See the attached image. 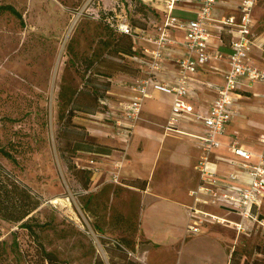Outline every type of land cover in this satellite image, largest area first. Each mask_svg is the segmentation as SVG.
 <instances>
[{
    "label": "rangeland",
    "instance_id": "1",
    "mask_svg": "<svg viewBox=\"0 0 264 264\" xmlns=\"http://www.w3.org/2000/svg\"><path fill=\"white\" fill-rule=\"evenodd\" d=\"M2 4L16 7L22 19L0 13V166L26 183L41 206L31 221L38 241L21 223L0 217V244L5 250L0 264H33L41 244L68 264H95L97 257L105 264L162 262L163 251L138 232L133 198H123L110 183L92 181L85 191L74 178L68 163L84 167L88 160L81 153L64 152L62 134L88 132L90 139L104 144L99 136L109 127L100 105L94 114L75 110V127H64L69 110L78 108L77 94L88 92V86L102 90L99 80H107L90 74L88 60L107 56L119 35L116 23L127 18L131 26L143 28L141 24L154 17L149 8L157 9L142 0H0ZM256 16L257 34L262 35L264 4ZM162 17L158 15V20ZM107 62L137 66L128 57L109 56ZM119 74L111 76L107 96L119 86ZM255 89L264 92V85ZM213 228L219 232H205L170 252L167 264L178 263L182 255L184 264H198L201 256L217 257L208 246L220 242L228 244L232 264H264V203L242 232L223 224L208 229Z\"/></svg>",
    "mask_w": 264,
    "mask_h": 264
},
{
    "label": "crops",
    "instance_id": "2",
    "mask_svg": "<svg viewBox=\"0 0 264 264\" xmlns=\"http://www.w3.org/2000/svg\"><path fill=\"white\" fill-rule=\"evenodd\" d=\"M240 3L241 0H217L213 19L216 21L231 17L238 19ZM262 4L264 1L259 2L254 8L255 46L251 57L253 64L264 70V33L257 34L256 16L257 9ZM157 12L164 16L161 6ZM198 12L197 2H180L176 4L173 15L187 22L196 20ZM210 30L213 37L209 51L214 55L221 54L223 58L212 59L197 73L189 74L191 93L186 98L194 111L202 116L209 114L217 96V88L225 84V72L230 69L229 57L233 53L232 42L237 38L230 27L223 29L211 27ZM170 33L175 43L165 50L162 69L154 76L155 84L176 82L179 78L177 62L189 56L184 47L185 32L174 29ZM138 46L140 50L147 47L144 43ZM145 76L146 73L135 76L121 73L118 75L119 86H114L116 87L114 91L109 93L106 100L108 111L101 117L105 126L111 130L102 129L104 136H99V139L103 141V145L112 148L111 152L81 154L86 155L88 160L85 168L93 172L98 169L92 174V181L114 184L121 191L123 198L128 196L133 198L136 215L132 214V218L138 219L139 234L149 241V245L163 251V260L158 264H167L170 252H177L179 247L189 244L206 234L205 232L219 231L214 228L208 229L207 226L199 234L187 233L189 208L195 204L191 191L196 189L200 182L197 164L201 152L195 136L203 134L205 126L191 115L183 114L179 117L178 123L169 128L174 96L163 93L154 86H149L148 97L142 101L140 119L132 121L126 108L134 93L123 83ZM257 85L264 84L251 83L248 80H241L238 84V113L229 124L226 133L219 138L221 147L214 150L211 156L212 167L218 178L228 182L229 175L235 172L239 176L236 184L240 186L247 185L248 175L243 167L244 160L230 151V144L236 139L239 145L249 152L254 154L264 152V143L261 141V136L264 135V92L256 90ZM94 136L95 134L90 131V137ZM235 161L239 163L237 166L233 164ZM255 161L256 158L253 162ZM114 175L118 176L117 182L114 181ZM133 182H138L139 185L146 182L145 188L141 189L139 185H133ZM205 209L239 222L238 215L222 208ZM220 243L222 245L208 246L214 249L217 257L201 256L198 264H214L216 260L218 264H232L227 255L228 244ZM176 264H184L183 255Z\"/></svg>",
    "mask_w": 264,
    "mask_h": 264
},
{
    "label": "built area",
    "instance_id": "3",
    "mask_svg": "<svg viewBox=\"0 0 264 264\" xmlns=\"http://www.w3.org/2000/svg\"><path fill=\"white\" fill-rule=\"evenodd\" d=\"M158 10L162 7L163 22L157 27L156 33L149 30L133 27L127 18L118 23L119 32L129 35L134 44V49L139 51V44L147 47L141 48L140 54L130 57L141 73H146L145 78H137L123 84L134 93L129 101L127 112L132 121H138L141 115L142 101L148 97L149 86H154L163 93L174 96L172 116L169 128L179 121L183 114L191 115L205 126V132L195 136L201 152L197 164L200 182L196 189L191 191L194 206L189 208L188 234H199L210 225L223 224L234 227L242 232L248 220L255 219L256 209H259L264 200V152L254 154L242 148L235 139L229 146L230 151L244 160L243 167L248 175L246 186L237 185V173L233 172L228 177V182L218 178L212 167V153L221 147L219 138L223 136L231 121L238 113L237 87L241 80L251 83L264 84V70L256 67L252 62L251 53L255 46L254 33V8L264 0H241L238 19L231 17L216 21L213 11L217 0H142ZM197 2L198 18L191 21H182L173 15L176 4L180 2ZM211 27L223 29L230 27L237 35L232 42L233 53L229 57L230 69L225 72V84L217 88V96L213 101L210 112L206 116L197 114L193 106L186 101L191 93L189 74H195L204 68L212 59H222L221 54H211L210 42L213 34ZM185 32L184 47L188 57L180 59L178 64L179 78L170 84H155L154 76L162 69L165 50L174 44L171 30ZM148 45H152L149 48ZM129 126L127 134H129ZM264 143V135L261 136ZM254 158L256 161L253 162ZM238 165L237 161L233 162ZM95 171V170H94ZM96 171H98L96 169ZM118 176L114 175L117 182ZM206 207H219L229 213L238 215L240 222L229 220L219 214L213 213Z\"/></svg>",
    "mask_w": 264,
    "mask_h": 264
},
{
    "label": "trees",
    "instance_id": "4",
    "mask_svg": "<svg viewBox=\"0 0 264 264\" xmlns=\"http://www.w3.org/2000/svg\"><path fill=\"white\" fill-rule=\"evenodd\" d=\"M146 4V3H145ZM148 5V4H146ZM149 6V5H148ZM145 7V6H141ZM152 7V6H151ZM11 13L16 17L22 19V14L10 4L0 5V13ZM149 12L153 13V18L147 20L146 24H141L144 29L150 31V33H156L157 27L162 24V21L158 20V12L152 8H149ZM110 25L111 21L106 20ZM118 23L115 24V30L117 29ZM138 27V26H133ZM137 54H140V50L136 51L134 49V44L132 38L124 33L119 32L117 40L113 47L109 50L107 56L104 58H99L98 61L88 60L87 70L90 74L94 76H99L100 84L104 88L99 90L93 86H88L90 78L85 82V85L88 86V92H80L76 97V107H72L68 112V117L66 123L64 124L65 128H74L73 127V118L75 116V110L82 109L88 114H94L98 105L103 110V113L108 111V106L106 105V100L109 98L107 96L108 89L110 87L111 76L114 72L118 71L124 74H136L140 72V69L137 66H130V64H112L107 62V58L110 56L119 57H132ZM93 81V80H92ZM75 103V102H74ZM63 134L64 139L66 140V146L64 152H70L71 154L76 153H97V154H109L112 150L111 147L98 144L89 138L88 132L84 134L69 135L68 131L65 130ZM60 138V135H59ZM10 158L13 156L9 153L5 154ZM73 159V157H71ZM69 169L73 173L74 178L81 184L82 188L85 191H88L92 182L93 171L79 166L69 164ZM146 182L139 183L133 182V185H139L141 189L145 188ZM41 206L40 198L32 193V190L29 186L19 180L17 176L5 170L0 166V217L4 220L21 223V227L28 231V235L34 238L35 241H38V238L35 236V231L31 225L33 220L32 214ZM15 244V243H14ZM17 245V244H15ZM14 245V246H15ZM36 247V254L32 261L33 264H68L65 261L59 260L53 253L47 251L43 244ZM4 244H0V258L2 257L5 250L3 249ZM17 248V247H16ZM26 254L29 255L30 251L26 250ZM95 264H105L104 261L97 257Z\"/></svg>",
    "mask_w": 264,
    "mask_h": 264
}]
</instances>
